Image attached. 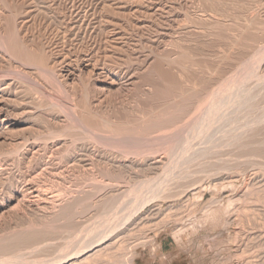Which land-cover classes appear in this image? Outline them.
Here are the masks:
<instances>
[{"label":"rangeland","instance_id":"1","mask_svg":"<svg viewBox=\"0 0 264 264\" xmlns=\"http://www.w3.org/2000/svg\"><path fill=\"white\" fill-rule=\"evenodd\" d=\"M263 109L264 0H0V264H264Z\"/></svg>","mask_w":264,"mask_h":264},{"label":"crops","instance_id":"2","mask_svg":"<svg viewBox=\"0 0 264 264\" xmlns=\"http://www.w3.org/2000/svg\"><path fill=\"white\" fill-rule=\"evenodd\" d=\"M193 261L191 254L182 249L168 235L159 236L154 249H143L135 258L134 264H189Z\"/></svg>","mask_w":264,"mask_h":264},{"label":"bare ground","instance_id":"3","mask_svg":"<svg viewBox=\"0 0 264 264\" xmlns=\"http://www.w3.org/2000/svg\"><path fill=\"white\" fill-rule=\"evenodd\" d=\"M9 19H10V18H9ZM213 25H214V24H213ZM224 25H225V24H224ZM230 27H231V26H230ZM149 28H150V27H149ZM112 32H113V31H112ZM112 34H113V33H112ZM165 35H166V33H165ZM106 37H107V36H106ZM114 38H115V37H114ZM118 38H119V37H118ZM120 38H121V37H120ZM227 39H228V38H227ZM114 41H115V40H114ZM249 45H250V43H249ZM255 48H256V47H255ZM258 48H259V47H258ZM104 53H105V52H104ZM110 55H111V54H110ZM251 55H252V54H251ZM105 57H106V59H107V57H108V58H109V57L112 58V56H109V55H108V56H105ZM115 57H117V56H115ZM115 57L113 56V59H114ZM109 59H110V58H109ZM100 60H101V59H100ZM96 62H97V61H96ZM108 63L110 64V62H108ZM97 64H98V63H97ZM105 64H106V63H105ZM111 64H112V63H111ZM183 64H185V63H183ZM113 65H114V64H113ZM94 66H95V64H94ZM94 66H93V67H94ZM121 66H122V65H121ZM104 67H105V66H104ZM116 67L118 68V66H116ZM119 67H120V66H119ZM111 68H112V67H111ZM111 68H110V69H111ZM117 68H116V69H117ZM124 68H125V67H124ZM207 68H208V67H207ZM101 69H102V68H101ZM107 70H108V69H107ZM112 70H113V69H112ZM235 71H236V70H235ZM254 71H255V70H254ZM100 72H101V71H100ZM100 72H98V73H100ZM106 72H107V71H106ZM106 72H105V74H104V76H103L104 79L108 78V75L106 76ZM168 72H169V71H168ZM236 72H237V71H236ZM234 73H235V72H234ZM238 73H239V72H238ZM67 74H68V73H67ZM100 74H101V73H100ZM114 74H115V73H114ZM116 74H117V73H116ZM235 74H236V73H235ZM246 74H247V73H246ZM257 74H258V73H257ZM97 75H98V74H97ZM101 75H103V74H101ZM101 75H100V76H101ZM227 75H228V74H227ZM229 75H230V74H229ZM236 75H237V74H236ZM244 75H245V73H244ZM244 75H242V76H244ZM250 75H251V74H250ZM130 76H132V75H130ZM252 76H254V75H252ZM103 77H102V79H103ZM105 77H106V78H105ZM227 77H228V76H227ZM126 78H128V77H126ZM246 78H248L247 75H246ZM210 79H211V78H210ZM242 79H243V78H242ZM100 80H101V78H100ZM112 80H113V79H112ZM112 80H111V82H112ZM228 81H229V80H228ZM109 82H110V81H109ZM217 82H218V81H217ZM239 82H240V80H239ZM134 83H135V81H134ZM219 83H220V82H219ZM246 83H247V82H246ZM241 85H242V84H241ZM241 85H240V86H241ZM240 86H239V88H240ZM243 86H244V85H243ZM246 86L248 87V86H251V85H246ZM255 86H257V85H254V87H255ZM98 87H99V86H98ZM229 87H230V86H229ZM244 87H245V86H244ZM252 87H253V85H252ZM252 87H251V88H252ZM258 87H259V86H258ZM219 88H221V86H219ZM225 88H226V87H225ZM225 88H224V89H225ZM231 88H232V87H231ZM241 88H242V87H241ZM241 88H240L239 90H242ZM255 88H257V87H255ZM246 89H248V88H246ZM101 90H102V89H101ZM214 90H216V88H215ZM217 90H218V89H217ZM221 90H222V88H221ZM239 90H238V93H239ZM252 90H253V88H252ZM256 90H257V89H256ZM260 90H261V89H260ZM262 90H263V89H262ZM218 91H219V90H218ZM226 91H228V90H226ZM230 91H231V89H230ZM243 91H244V90H243ZM245 91H247V90H245ZM254 91H255V90H254ZM257 91H258V90H257ZM213 92H214V91H213ZM223 92H224V91H223ZM250 92H251V90H250ZM252 92H253V91H252ZM232 93L235 95V93H237V92L234 93V91L232 90ZM238 93H237V94H238ZM240 93H243V92L240 91ZM246 93H247V92H246ZM246 93H245V94H246ZM261 93H262V92H261ZM210 94H211V93H210ZM218 94H219V93H218ZM218 94H217V95H218ZM221 94H222V93H221ZM224 94H225V93H224ZM224 94H223V96H224ZM230 94H231V93H230ZM233 94H232V95H233ZM253 94H254V93H253ZM259 94H260V93H259ZM213 95H214V93H213ZM242 95H243V94H242ZM242 95H241V96H242ZM254 95H255V94H254ZM220 96H221V95H220ZM220 96H219V97H220ZM225 96H226V95H225ZM241 96L239 95V97H240L239 99H244V98H241ZM243 96H244V95H243ZM245 96H246V95H245ZM250 96H252V95L250 94ZM256 96H259V95L256 94ZM256 96H253V97H256ZM202 97H203V96H202ZM215 97H216V96H215ZM215 97H214V98H215ZM227 97H228V96H227ZM231 97H232V96H231ZM231 97L229 96V98H231ZM247 97H249V95H248ZM253 97H252V98H253ZM224 98H225V97H224ZM224 98H223V101H224V100L226 101V99H224ZM233 98H234V97H233ZM233 98H232V99H233ZM236 98H237V97H236ZM201 99H202V98H201ZM221 99H222V97H221ZM245 99L247 100V98H245ZM248 99H249V98H248ZM253 99H255V98H253ZM213 100H214V99H213ZM235 100H236V99H235ZM219 101H220V100H219ZM223 101H222V102H223ZM228 101H229V100H228ZM228 101H227V102H228ZM237 101H238V99H237ZM255 101H256V100H255ZM227 102H225V103H227ZM229 102H230V101H229ZM244 102H245V101H244ZM244 102H243V103H244ZM246 102H247V101H246ZM249 102H250V101H249ZM218 103H219V102H218ZM250 103H251V102H250ZM255 103H256V102H255ZM211 104H212V102H211ZM229 104H230V103H229ZM232 104H234V103H232ZM237 104H238V103H237ZM239 104H240V103H239ZM251 104H253V103H251ZM256 104H257V106H258V103H256ZM221 105H222V103H221ZM223 105H224V104H223ZM244 105H245V104H244ZM244 105H243V106H244ZM253 105H254V104H253ZM214 106H215V105H214ZM228 106H230V105H228ZM231 106H232V105H231ZM234 106H235V104H234ZM234 106H233V107H234ZM236 106H237V105H236ZM243 106H242V107H243ZM247 106H249V105H247ZM250 106H251V105H250ZM257 106H253V107L258 108ZM198 107H200V106H198ZM226 107H227V106H226ZM226 107H225V109H227ZM233 107H232V108H233ZM238 107H239V106H238ZM245 107H246V106L243 107L244 110L247 109V107H246V109H245ZM208 108H209V107H208ZM218 108H219V107H218ZM220 108H221V107H220ZM232 108H231V109H232ZM240 108H241V106H240ZM259 108H260V107H259ZM261 108H262V107H261ZM249 109H251V108H249ZM249 109H248V110H249ZM200 110H201V109H200ZM209 110H210V109H209ZM214 110H215V109H214ZM217 110H218V109H217ZM232 110H233V109H232ZM232 110H230V111H232ZM236 110H238V109H236ZM241 110H242V108H241ZM244 110H242V111H244ZM252 110H253V108H252ZM256 110H257V109H256ZM263 110H264V109H263ZM223 111H225L224 108H223ZM223 111H222V113H223ZM228 111H229V110H228ZM230 111H229V112H230ZM242 111H240V112H242ZM246 111H247V110H246ZM246 111H245V112H246ZM249 111H250V110H249ZM261 111H262V110H261ZM195 112H196V111H195ZM207 112H208V111H207ZM220 112H221V111H220ZM220 112H219V113H220ZM225 112H226V111H225ZM229 112H228V113H229ZM232 112H233V111H232ZM234 112H236V111L234 110ZM234 112H233V113H234ZM238 112H239V111H238ZM245 112H244V113H245ZM251 112H252V111H250L249 113H251ZM259 112H260V111H259ZM262 112H264V111H262ZM247 113H248V112H247ZM249 113H248L247 115H249ZM254 113H255V111H254ZM199 114H200V113H199ZM210 114H211V113H210ZM230 114H231V113H230ZM234 114H236V113H234ZM239 114H241V113H239ZM251 114H252V113H251ZM255 114H256V113H255ZM242 115H243V114H242ZM189 116H190V115H189ZM193 116H194V115H193ZM217 116H218V115H217ZM221 116H222V115H221ZM230 116H232V115H230ZM235 116H236V115H235ZM249 116H251V115H249ZM257 116H258V118L260 117V116H259V113H257ZM3 117H4V116H3ZM212 117H213V115H212ZM226 117H227V116H226ZM236 117H237V116H236ZM238 117H240V116H238ZM244 117H245V115H244ZM251 117H252V116H251ZM255 117H256V116H255ZM187 118H188V117H187ZM187 118H186V119H187ZM190 118H191V117H190ZM192 118H194V117H192ZM192 118H191V119H192ZM218 118H219V117H218ZM224 118H225V117H224ZM224 118H223V119H224ZM253 118H254V117H253ZM253 118H251V119L253 120ZM191 119H190V120H191ZM214 119L216 120L217 118H214ZM235 119H236V118H235ZM238 119H239V118H237V120H238ZM246 119H248V118H246ZM251 119H249V120L251 121ZM184 120H185V119H184ZM218 120H219V119H218ZM227 120H229V119H227ZM230 120H231V119H230ZM241 120H242V119H241ZM241 120H239V121H241ZM244 120H245V119H244ZM255 120H256V119H255ZM255 120H254V122H255ZM261 120H262V119H261ZM186 121H187V120H186ZM256 121H257V120H256ZM184 122H185V121H184ZM188 122H189V121H188ZM224 122H225V121L223 120L222 123H224ZM234 122H235V121H234ZM234 122H233V123H234ZM236 122H237V121H236ZM257 122H259V121H257ZM207 123H208V122H207ZM226 123L228 124V121H226ZM237 123H238V122H237ZM237 123H236V124H237ZM246 123H248V122H246ZM250 123H252V122H250ZM255 123H256V122H255ZM181 124H182V123H181ZM218 124H219V123H218ZM224 124H225V123H224ZM227 124H226V125H227ZM230 124H231V123H230ZM236 124H235V125H236ZM240 124H242V121L240 122ZM243 124H244V122H243ZM199 125H200V124H199ZM216 125H217V124H216ZM216 125H215V126H216ZM220 125H221V124H220ZM231 125H232V124H231ZM244 125H245V124H244ZM247 125H248V124H247ZM250 125H251V124H250ZM250 125H249V127H250ZM253 125H254V123H253ZM181 126H182V125H181ZM181 126H180V128H181ZM185 126H186V125H185ZM207 126H208V125H207ZM222 126H223V125H222ZM238 126H239V125H238ZM242 126H243V125H242ZM176 127H177V126H176ZM194 127H195V126H194ZM216 127L220 128V126H216ZM223 127H224V126H223ZM225 127H228V126H225ZM225 127H224V129H225ZM231 127H232V126H230V128H231ZM234 127H235V126H234ZM246 127H247V126H246ZM195 128H196V127H195ZM197 128H199V127H197ZM200 129L203 130L204 128H200ZM215 129H216V128H215ZM215 129H214V127H213V130H212V131H214ZM220 129H222V128H220ZM232 129L235 130L233 127H232ZM240 129H241V126H240ZM240 129H239V130H240ZM242 129H243V127H242ZM242 129H241V130H242ZM245 129H246V128H244V130H245ZM236 130L238 131V129H236ZM185 131H186V130H185ZM210 131H211V130H210ZM220 131H222V130H220ZM227 131H228V130H227ZM229 131H230V130H229ZM198 132H201V131H198ZM214 132H216V131H214ZM214 132H213V134H214ZM217 132H219V131L217 130ZM217 132H216V134H217ZM235 132H236V131H235ZM239 132H241V134H242L243 131H239ZM204 134H205V133H204ZM206 134H207V133H206ZM210 134H211V133H210ZM210 134L208 135V137H210ZM213 134H212V135H213ZM223 134H225V133H223ZM241 134H240V135H241ZM214 135H215V134H214ZM236 135H238V134H236ZM206 136H207V135H205L204 137H206ZM224 136H225V135H224ZM247 136H248V135H247ZM236 137H237V136H236ZM218 138H219V137H218ZM205 139H206V138H205ZM210 139H212V138L210 137ZM213 139H215V136H214ZM220 139H221V138H220ZM237 139H238V138H237ZM263 139H264V138H263ZM203 140H204V139H203ZM216 140H218V139H216ZM223 140H224V139H223ZM233 140H235V139H233ZM246 140H247V139H246ZM204 141H205V140H204ZM214 141H215V140H214ZM226 141H228V140H226ZM178 142H179V141H178ZM181 142H182V141H181ZM219 142H220V141H219ZM219 142H218V143H219ZM241 142H242V141H241ZM225 143H226V142H225ZM195 144H196V143H195ZM200 144H201V143H200ZM215 144H216V143H215ZM219 144H220V143H219ZM219 144H218V146H219ZM233 144H234V143H233ZM259 144H260V143H259ZM177 146H178V145H177ZM189 146H190V145H189ZM193 146H194V145H193ZM193 146H192V147H193ZM202 146H203V145H202ZM215 146H216V145H215ZM190 147H191V146H190ZM203 147H204V146H203ZM207 147H208V146H207ZM245 147H246V146H245ZM176 148H177V147H176ZM239 148H240V147H239ZM191 149H192V148H191ZM191 149H190V151H193V150H191ZM200 149H201V148H200ZM200 149H199V151H201ZM170 150H171V149H170ZM174 150H175V149H174ZM194 150H195V149H194ZM196 150H197V149H196ZM196 150H195V151H196ZM209 150H210V149H209ZM174 152H175V151H174ZM174 152H173V153H174ZM263 152H264V151H263ZM170 153H171V152H170ZM185 153H186V152H185ZM192 153H193V152H191V154H192ZM195 153H197V152H195ZM206 153H207V152H206ZM174 154H175V153H174ZM187 154H189V153L187 152ZM198 154H199V153H198ZM176 155H178V154H176ZM200 155H201V154H200ZM183 156H184V155H183ZM187 157H188V156H187ZM189 157L191 158V156H189ZM189 157H188V159H189ZM86 158H87V157H86ZM184 159H185V158H184ZM186 159H187V158H186ZM181 161H184V160H181ZM185 162H186V160H185ZM90 163H91V162H90ZM180 165H181V164H180ZM84 169H85V168H84ZM93 169H94V168H93ZM95 170H96V169H95ZM170 170H171V168H170ZM93 171H94V170H93ZM167 173H168V171H167ZM165 175H166V174H165ZM165 175H164V176H165ZM101 176H102V175H101ZM143 179H144V178H143ZM152 179H153V178H152ZM92 180H93V179H92ZM148 180H149V179H148ZM155 180H156V179H155ZM141 181H142V180H141ZM162 181H163V180H162ZM91 182H92V181H91ZM89 183H90V182H89ZM155 183H156V182H155ZM92 185H93V184H92ZM163 185H164V184H163ZM129 187H130V186H129ZM32 189H33V188H32ZM94 189H95V188H94ZM152 189H153V188H152ZM161 189H162V188H161ZM27 190H28V189H27ZM82 191H83V189H82ZM36 192H37V191H36ZM127 193H128V192H127ZM36 194H37V193H36ZM57 194H58V193H57ZM63 194H64V193H63ZM95 194H96V193H95ZM136 194H137V193H136ZM142 194H143V193H142ZM145 194H146V193H145ZM24 195H25V194H24ZM130 195H131V194H130ZM133 196H134V195H133ZM133 196H132V197H133ZM135 196H136V195H135ZM124 197H125V196H124ZM109 198H110V197H109ZM121 198H122V197H121ZM141 198H142V197H141ZM60 199H61V198H60ZM124 199H125V198H124ZM133 199H134V198H133ZM138 199H139V198H138ZM58 200H59V199H58ZM110 200H111V199H110ZM120 200H121V199H120ZM109 202H110V201H109ZM124 202H125V201H124ZM112 203H113V202H112ZM127 203H128V202H127ZM120 204H121V203H120ZM123 206H124V205H123ZM125 207H126V206H125ZM107 211H108V209H107ZM108 212H109V211H108ZM111 214H112V213H111ZM112 216H113V215H112ZM111 218H112V217H111ZM111 220H112V219H111ZM118 220H119V219H118ZM101 224H102V223H101ZM99 227H101V226H99ZM88 230H90V228H89ZM91 230H92V229H91ZM93 230H94V228H93ZM96 230H97V228H96ZM99 230H100V229H99ZM81 233H82V232H81ZM106 234H107V233H106ZM78 235H79V234H78ZM96 237H97V236H96ZM101 237H102V236H101ZM84 241H85V240H84ZM75 243H76V242H75ZM79 243H80V241H79ZM81 243H82V242H81ZM81 243H80V245H81ZM64 246H65V245H64ZM84 246H85V244H84ZM74 247H75V246H74ZM62 249H63V248H62ZM75 252H76V251H75ZM72 254H73V251H72ZM14 260H15V259H14ZM0 261H2V260H0ZM12 261H13V260H12ZM18 261H20V260H18ZM58 262H59V261H58ZM11 263H14V262H11ZM16 263H17V261H16ZM18 263H19V262H18Z\"/></svg>","mask_w":264,"mask_h":264},{"label":"built area","instance_id":"4","mask_svg":"<svg viewBox=\"0 0 264 264\" xmlns=\"http://www.w3.org/2000/svg\"><path fill=\"white\" fill-rule=\"evenodd\" d=\"M152 250L154 249V247L151 248Z\"/></svg>","mask_w":264,"mask_h":264}]
</instances>
